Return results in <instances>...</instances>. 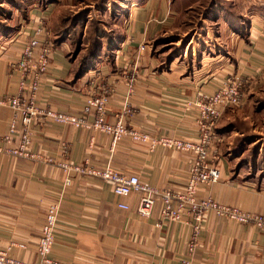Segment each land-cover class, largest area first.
<instances>
[{"label": "crops", "instance_id": "0c3cea01", "mask_svg": "<svg viewBox=\"0 0 264 264\" xmlns=\"http://www.w3.org/2000/svg\"><path fill=\"white\" fill-rule=\"evenodd\" d=\"M139 2L142 0L126 3L116 46L105 51L103 48L78 78H74L78 54L68 50L66 41L49 37L54 42L53 51L40 92L47 95L52 109L80 114L89 93L111 89L109 121L115 119L126 102L130 112L125 116L128 128L191 137L197 128L196 115L176 106L175 98L194 94L211 77L218 79L231 72L252 77L255 71L264 69V39L255 36L240 43L233 61L221 56L215 65H207L201 56L197 67L188 73L169 67L170 61L162 69L148 45L139 52L137 47L165 31L169 12L163 4L147 12L151 4L160 5L163 0H146L144 7ZM54 5L52 1L31 8L24 20L18 19L10 35L0 38V95L14 93L16 77L11 62L21 54L22 43L32 34L35 24L42 22L47 26ZM204 88L209 89L210 85ZM9 117V108L0 105V247L23 242L24 249L12 248L11 253L35 263L45 212L54 204L58 205V216L53 258L70 264H180L192 235L186 218L159 221V202L149 216H141L136 212L138 195L134 193L121 198L128 209L118 208L120 198L108 184L94 176L67 172L57 162L82 163L88 158L100 165L109 160L116 169L138 175L157 188L181 190L190 152L161 147L150 150L146 143L128 136L111 150L105 134L49 123L33 126L31 149L42 157L14 156L6 149L14 146L16 140H3ZM61 142L68 144L66 152ZM215 160L219 179L199 188L198 195H209L220 203L252 212L264 211V186H256L241 177L239 171H232V157L215 156ZM263 241L264 236L252 224H238L211 212L196 236L192 264H263Z\"/></svg>", "mask_w": 264, "mask_h": 264}, {"label": "built area", "instance_id": "2783aa9c", "mask_svg": "<svg viewBox=\"0 0 264 264\" xmlns=\"http://www.w3.org/2000/svg\"><path fill=\"white\" fill-rule=\"evenodd\" d=\"M50 30L42 22L35 24L32 34L22 43L21 54L12 61L16 85L13 94L0 95V105L10 110L5 142L16 140V144L6 150L10 155L30 159L42 157L31 149L33 126L35 124L59 123L72 125L109 137L110 149H114L124 136L134 141L146 143L148 149L168 148L190 152L188 170L181 190L157 188L138 175L127 174L113 167L108 160L104 164H94L88 158L82 163L59 161L57 165L65 171H73L84 176H94L108 184L113 194L119 197L117 207L128 209L129 205L121 198L134 193L138 195L136 212L144 217L151 214L156 202H159L158 220H183L191 223L192 235L187 242L186 252L180 257V264H192V253L196 245V236L207 214L213 212L219 217L238 224L250 223L264 236V211L252 212L237 206L220 203L209 195L200 196L197 190L213 184L219 179V168L211 151L215 136V124L224 108L240 103L242 99L243 78L241 73L225 74L205 81L209 89L202 86L188 97H177L175 101L184 111H193L196 115V132L191 137L179 135L154 134L147 128H128L125 122L129 109L126 102L122 111L113 121L107 119V105L111 89L93 90L83 100L80 114L55 110L49 106L47 95L40 92L53 43L49 39ZM145 43L137 47L144 49ZM132 78H129V86ZM64 152L68 144H60ZM58 205H50L41 225L36 246V262H29L11 253L12 248H25L23 242H10L0 247V264H70L51 256L56 231ZM192 220V221H191ZM159 221L156 225H159ZM264 246V241H263ZM264 264V263H263Z\"/></svg>", "mask_w": 264, "mask_h": 264}, {"label": "rangeland", "instance_id": "374dc122", "mask_svg": "<svg viewBox=\"0 0 264 264\" xmlns=\"http://www.w3.org/2000/svg\"><path fill=\"white\" fill-rule=\"evenodd\" d=\"M48 1L55 2L46 23L50 38L57 36L66 41L68 50L79 58L94 50V39L110 42L121 30L129 2ZM145 1L137 4L144 7ZM163 1L160 5L151 4L147 12L163 4L170 16L165 31L145 43L162 69L170 61L169 67L188 73L197 67L201 56L207 65H215L221 56L233 61L240 43L255 36L264 39V0ZM45 4L46 0H0V30L16 27L28 10ZM3 36L6 35L0 38ZM241 76L242 99L237 105L224 108L219 116L211 147L215 152L211 154L232 157V171H239L241 177L256 186H264V69L255 71L252 77L244 72Z\"/></svg>", "mask_w": 264, "mask_h": 264}, {"label": "trees", "instance_id": "16d2710c", "mask_svg": "<svg viewBox=\"0 0 264 264\" xmlns=\"http://www.w3.org/2000/svg\"><path fill=\"white\" fill-rule=\"evenodd\" d=\"M48 2H50V1L46 0V4ZM15 28L16 27L6 28V30H0V36L3 34L5 35V34L12 32ZM53 38H55V37H53ZM56 38H57V36H56ZM119 39H120V31H118L116 33V35H114V37H112L110 42L107 40V42L104 43V42H101L97 39H94V41L97 44L96 47L94 48V50L90 51V53L88 52L86 55L82 56L81 58H78V63H76V65H75L74 78L80 77L84 72H86L92 66L95 57L102 51V49H103L102 45L103 44L105 45L104 48H114ZM54 40L56 41V40H61V39L58 38V39H54ZM73 54H75V53H73Z\"/></svg>", "mask_w": 264, "mask_h": 264}]
</instances>
